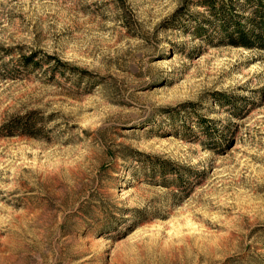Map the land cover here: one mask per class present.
<instances>
[{"label": "rangeland", "instance_id": "374dc122", "mask_svg": "<svg viewBox=\"0 0 264 264\" xmlns=\"http://www.w3.org/2000/svg\"><path fill=\"white\" fill-rule=\"evenodd\" d=\"M192 15L0 0V264H264V52Z\"/></svg>", "mask_w": 264, "mask_h": 264}, {"label": "trees", "instance_id": "16d2710c", "mask_svg": "<svg viewBox=\"0 0 264 264\" xmlns=\"http://www.w3.org/2000/svg\"><path fill=\"white\" fill-rule=\"evenodd\" d=\"M196 3L204 9L205 15L196 18L192 15V27L190 34L199 40L212 43L216 39V45L240 48L264 52V0H196ZM183 17L179 16L178 20ZM36 54L22 59L23 67H36L38 63L34 61ZM48 63L53 59L48 57ZM55 66H64L56 62ZM223 98L216 102L222 106ZM197 129L202 131L207 142L214 140L212 137L217 132L208 123L209 121L201 117H195ZM24 120H17L16 128L29 134L30 127ZM152 169L157 168L162 176L166 174L167 164L160 163L152 165ZM156 170V169H155Z\"/></svg>", "mask_w": 264, "mask_h": 264}]
</instances>
